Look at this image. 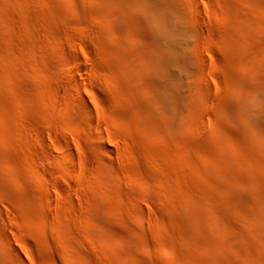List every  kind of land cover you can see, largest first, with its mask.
I'll list each match as a JSON object with an SVG mask.
<instances>
[{
    "label": "rangeland",
    "instance_id": "obj_1",
    "mask_svg": "<svg viewBox=\"0 0 264 264\" xmlns=\"http://www.w3.org/2000/svg\"><path fill=\"white\" fill-rule=\"evenodd\" d=\"M0 248L264 264V0H0Z\"/></svg>",
    "mask_w": 264,
    "mask_h": 264
},
{
    "label": "bare ground",
    "instance_id": "obj_2",
    "mask_svg": "<svg viewBox=\"0 0 264 264\" xmlns=\"http://www.w3.org/2000/svg\"><path fill=\"white\" fill-rule=\"evenodd\" d=\"M81 77H82V75H80ZM73 77V76H72ZM79 77V76H78ZM80 77V80H81V82H80V86H81V88H83V90H84V94H86L87 96H90L91 94L89 93V91H88V88H89V85H88V82H87V80L86 79H84V78H81ZM74 79H75V77H74ZM79 80V81H80ZM77 81V80H76ZM214 89L215 90H217V87L216 86H214ZM82 98V101L84 102V98L83 97H81ZM144 215V214H143ZM80 220V219H79ZM78 220V221H79ZM77 222V221H76ZM79 223V222H78ZM80 223H81V221H80ZM79 225V224H78ZM9 237V236H8ZM7 244H9L8 243V241L6 242ZM10 243H11V241H10ZM9 246V247H8ZM7 247H8V249H10V251L12 252V254H13V256H14V258H15V261L17 262H19L20 261V257H19V254H18V252H17V250H16V248L14 249V247L13 246H11V245H7ZM5 249V248H4ZM0 250L2 251V249L0 248ZM0 251V252H1ZM5 251V250H4ZM2 255H3V253H1ZM10 254V253H9ZM14 258H13V260H14ZM14 261V262H15ZM20 262H22V260L20 261ZM19 262V263H20ZM25 263V262H24ZM23 263V264H24ZM26 264V263H25Z\"/></svg>",
    "mask_w": 264,
    "mask_h": 264
}]
</instances>
